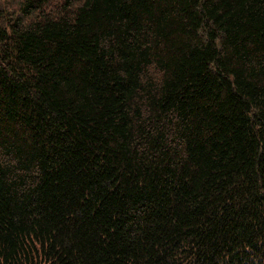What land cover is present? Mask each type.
Listing matches in <instances>:
<instances>
[{"label": "trees", "instance_id": "trees-1", "mask_svg": "<svg viewBox=\"0 0 264 264\" xmlns=\"http://www.w3.org/2000/svg\"><path fill=\"white\" fill-rule=\"evenodd\" d=\"M0 264H264V0H0Z\"/></svg>", "mask_w": 264, "mask_h": 264}]
</instances>
